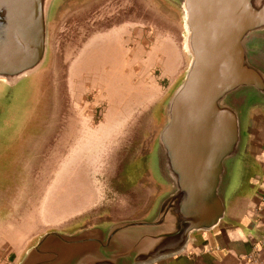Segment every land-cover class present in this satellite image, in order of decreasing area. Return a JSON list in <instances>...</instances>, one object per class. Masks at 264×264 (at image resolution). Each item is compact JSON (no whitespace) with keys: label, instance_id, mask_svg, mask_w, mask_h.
I'll list each match as a JSON object with an SVG mask.
<instances>
[{"label":"water","instance_id":"water-1","mask_svg":"<svg viewBox=\"0 0 264 264\" xmlns=\"http://www.w3.org/2000/svg\"><path fill=\"white\" fill-rule=\"evenodd\" d=\"M66 1L0 0V98L51 70L53 29ZM164 1L179 13L188 64L146 150L155 156L147 171L157 190L151 204L135 218L49 229L17 264H152L225 219L264 118V0Z\"/></svg>","mask_w":264,"mask_h":264},{"label":"rangeland","instance_id":"rangeland-1","mask_svg":"<svg viewBox=\"0 0 264 264\" xmlns=\"http://www.w3.org/2000/svg\"><path fill=\"white\" fill-rule=\"evenodd\" d=\"M70 24L79 31L74 36L81 37L118 30L105 40H92L85 49L87 54L96 53L110 45L105 54L109 73L105 82L97 76L85 79L81 93L72 102L58 88L59 72L71 71L74 59L59 64L52 53V72L48 66L25 81L16 94L0 98V118L10 116L14 124L7 127L10 140L0 142V187L18 182L17 171L23 162L36 159L28 155L36 146L41 145V151L46 149V160L41 164L45 165L48 184L55 176L52 170L60 161V153L68 160L58 171L56 186L49 194L51 207L36 213L21 212L20 229L31 220V230L44 218L53 221L60 215L61 205L69 204L71 198L77 212L86 193L88 199L83 201L94 202L90 210L85 205L81 217H70L54 226L71 232L73 226L98 217L130 219L143 215L157 191L147 175L153 171L155 156L146 150L164 121L162 102L188 64L179 13L164 0H84L74 8V16L67 22ZM72 118L78 119L77 126ZM65 119L61 137L55 139V130L48 125ZM38 133L41 142L34 139ZM38 176L37 187L31 190L32 201L43 197V189L38 188L43 184L42 169ZM69 206L72 208L67 205L62 212Z\"/></svg>","mask_w":264,"mask_h":264},{"label":"crops","instance_id":"crops-1","mask_svg":"<svg viewBox=\"0 0 264 264\" xmlns=\"http://www.w3.org/2000/svg\"><path fill=\"white\" fill-rule=\"evenodd\" d=\"M77 1L67 0L63 8L58 14L57 21L54 25L52 34V50L56 63L66 62L69 59H74L71 71L65 69L63 74L59 72L61 92L67 94L71 101H74V96L81 93V87L85 79L90 80L97 76L105 82L107 62H105V54L109 52V44L100 47L96 53H89L85 49L90 45L92 40H105L110 37L112 32L117 33L118 30H102L95 33L81 36H74L72 24L67 25V22L74 16V7ZM71 28V35H68ZM117 40H120L118 35ZM77 44V45H76ZM107 52V54H108ZM108 73V74H107ZM74 104V103H73ZM258 124L255 132L252 135L250 147L246 154L244 168L237 186L228 199L226 205L225 219L213 230L200 232L194 235L188 242L185 250L180 254L168 257L152 264H248L245 256L253 250L258 234L259 223L255 222L254 209L260 205L259 197L264 195V118ZM58 120L51 122L48 127L55 130V139L61 137L62 127L67 122ZM74 126L79 124L77 118H72ZM12 123H3L0 126V142L10 140V135L7 134V127H11ZM47 126V125H46ZM77 130V129H75ZM41 142L40 133L34 136ZM53 143V141H52ZM40 145V144H39ZM41 146V145H40ZM40 146L34 147L33 151L29 150V157L36 158L32 162L25 161L22 163L21 170L17 171L19 177L18 182L8 183L0 187V250L2 259L0 264H17L25 251L30 247L36 237L46 232L49 229H62L54 226V224H63L70 217L72 219L81 217V211L87 205L93 203L83 201L85 196H81V206L78 211H74V200L71 198L69 204L61 205L60 215L55 216L53 221L44 218L42 222L38 221V227L34 230L31 220L28 224L18 228L21 221L22 213L33 211H44L50 208V192L57 183L58 171L67 164L68 160H63V155L60 153V161L55 164L53 172L54 178L48 184L46 178V168L44 162L46 160V149L41 151ZM43 159V160H42ZM43 161V164H41ZM38 163V164H37ZM28 168L25 171V168ZM44 173L43 184L38 188L43 189V197H36L32 201L31 190L35 189L39 176L37 172ZM49 185V187H48ZM90 188V187H87ZM89 193H86V197ZM85 197V198H86ZM88 199V197H87ZM71 205L72 208L66 209L67 212H62V208ZM56 208L60 206L56 205ZM6 208L3 212L2 209ZM71 210V211H70ZM75 215V216H74ZM32 216V215H30ZM79 216V217H77ZM36 223V224H37ZM29 236V237H28ZM25 243L23 240L26 239Z\"/></svg>","mask_w":264,"mask_h":264},{"label":"built area","instance_id":"built-area-1","mask_svg":"<svg viewBox=\"0 0 264 264\" xmlns=\"http://www.w3.org/2000/svg\"><path fill=\"white\" fill-rule=\"evenodd\" d=\"M260 205L254 209L255 222L259 223L253 250L245 256L248 264H264V195L259 197ZM2 253L0 250V260Z\"/></svg>","mask_w":264,"mask_h":264},{"label":"bare ground","instance_id":"bare-ground-1","mask_svg":"<svg viewBox=\"0 0 264 264\" xmlns=\"http://www.w3.org/2000/svg\"><path fill=\"white\" fill-rule=\"evenodd\" d=\"M183 38H184V35H183ZM185 41L186 40H184V45H183L184 47L183 48H184V50H187L186 45H185Z\"/></svg>","mask_w":264,"mask_h":264}]
</instances>
